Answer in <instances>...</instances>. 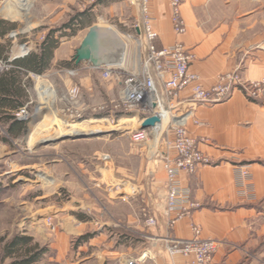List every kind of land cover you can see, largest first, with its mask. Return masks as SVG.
Segmentation results:
<instances>
[{"label":"crops","instance_id":"0c3cea01","mask_svg":"<svg viewBox=\"0 0 264 264\" xmlns=\"http://www.w3.org/2000/svg\"><path fill=\"white\" fill-rule=\"evenodd\" d=\"M36 1L26 0L29 11L26 8L23 13L0 10V21L16 23L11 30L5 27L4 22L1 23L2 30H6L0 31V116L13 115L19 107L24 106L32 87L36 90L34 75L42 74L31 70L27 66L28 61H23L25 57H15L20 52V45L27 41L31 51L39 53L38 44L34 41L39 22L32 18ZM77 1L61 0L55 6L68 11ZM83 10L80 9L81 12ZM151 11L154 29L159 32L157 45L169 46L177 41L186 45L194 55L190 69L200 76L206 88L214 86L222 74L237 66L241 67L246 80L255 81L264 77V0H183L182 16L186 23L183 35L173 30L172 8L168 0H151ZM85 12L95 13L99 19H116L126 26L119 33L125 38L128 36L129 47L126 43V48L122 45L119 33L106 27L111 30L108 35L110 46L102 49V55L129 66L133 53L130 46L135 47L136 42L132 36L137 35L135 25L140 21L138 7L128 0H96ZM24 14L31 19V23L24 21ZM95 23L85 21L83 29L75 35L61 38L63 40L55 48L51 63V69L56 68L57 75L62 77L65 69L77 65L84 70L83 77L87 75L85 72L94 70L93 62L84 60L77 64L74 56L78 49L76 43H79L78 47L81 45ZM13 31L17 32L15 36H11ZM114 35L117 38L111 39ZM41 88L43 102L39 106V117L44 112L41 111L42 105H51L55 100L54 92L48 85H41ZM190 94L191 88L187 87L181 93V98ZM51 113L42 120L44 132L41 136L45 140L77 134L78 123L91 125L92 128L93 124H104L95 123L99 118H92L91 114L85 121L69 122L54 110ZM194 117L201 125L191 120L189 131L196 138L203 139L199 146L212 160L193 174H182L183 183L192 189V201L197 205L191 207L190 212L173 229H168L165 214L167 176L160 154H156L151 147L147 157L146 174L149 181L144 202L159 221L158 226L151 227V234L157 238H149L128 248L126 253L137 258L143 256L146 264H187L186 257L171 258L165 243L169 236L189 239L194 235L192 227L195 224L200 227L203 238L220 241V250L214 255L212 264H264V99L251 101L241 91H235L215 105L199 106ZM90 157L99 158L98 155ZM236 167H243L252 174L251 181L247 182H251L253 192L237 185ZM127 213L131 223H140V227L144 228L139 207L129 209ZM123 252L118 248L108 251V254L113 253L121 261Z\"/></svg>","mask_w":264,"mask_h":264},{"label":"rangeland","instance_id":"374dc122","mask_svg":"<svg viewBox=\"0 0 264 264\" xmlns=\"http://www.w3.org/2000/svg\"><path fill=\"white\" fill-rule=\"evenodd\" d=\"M60 2L36 1L32 18L39 22L34 34L38 45L51 31L56 37L65 38L63 35L69 30L60 27L80 9L89 10L96 1L79 0L68 11L55 6ZM26 8L29 11L26 0H0V10L23 13ZM85 13L86 22L96 21L117 34L125 30L126 26L116 19H99L95 13ZM25 20L31 23L26 15ZM75 29L79 31V23ZM118 35L122 45L129 47L128 36ZM130 47L132 63L137 48ZM50 69L41 74L40 80L36 79V90H30L28 115L21 119L26 125L21 135L13 138L3 126L0 129V264L23 259H36L32 264H119L118 258L108 251L119 248L124 250L123 257L132 258L126 253L128 248L157 238L142 217L143 229L140 223L127 219L129 209L139 207L142 214L144 208H150L144 201L152 142H133L132 132L139 127L136 112L131 110L129 116L112 111L118 91L114 81L105 79L101 70L85 72L83 77L82 69L75 77L66 73L60 77L56 68ZM72 83L81 86L75 102L69 100ZM41 85L50 87L55 100L51 105H42L44 112L39 117ZM51 110L69 122L83 121L86 114L92 118L102 116L115 127L104 123L93 124L92 128L78 123L79 134L45 140L41 136L42 120L52 114ZM101 122L105 121L95 123Z\"/></svg>","mask_w":264,"mask_h":264},{"label":"built area","instance_id":"2783aa9c","mask_svg":"<svg viewBox=\"0 0 264 264\" xmlns=\"http://www.w3.org/2000/svg\"><path fill=\"white\" fill-rule=\"evenodd\" d=\"M96 1V0H93ZM172 8L173 30L178 35L186 32V23L182 16L183 0H168ZM139 9L140 21L135 25L138 32L132 36L136 40L137 51L133 62L126 66L125 62L92 65V69L101 70L105 79L114 81L118 96L113 102L112 111L129 112L135 110L140 120V126L133 130L132 140L135 144L144 145L152 142L153 151L160 154L167 176L165 214L168 219V229H173L176 223L197 205L192 201V189L182 180V174H193L203 164L212 160L199 144L202 140L189 131V122L196 120L195 112L201 105H215L227 99L233 92L241 91L251 101L264 99V77L251 81L246 80L241 67L222 74L214 86L206 88L200 81V76L191 71L194 55L183 43L177 41L169 46H158L156 41L159 32L154 29L151 0H128ZM16 31L11 32L15 36ZM31 51V45H20V52L15 57H26ZM75 60V59H74ZM76 62V61H75ZM80 64V63H77ZM80 66L65 69L70 77L81 72ZM40 80L41 75H34ZM187 87L191 94L181 98V93ZM81 86L70 84L68 89L70 102L78 100ZM155 94V100L152 96ZM19 120L28 115V103L15 112ZM154 116L157 122L154 126L144 127L143 121ZM155 147V148H154ZM235 179L239 187L253 192L252 174L243 167L235 168ZM143 220L146 226L156 227L159 224L151 208L143 209ZM194 235L189 239L167 237L166 248L171 258L183 256L187 264H212L214 255L220 250V241L203 238L198 225H193ZM119 264H146L143 256L122 258Z\"/></svg>","mask_w":264,"mask_h":264},{"label":"trees","instance_id":"16d2710c","mask_svg":"<svg viewBox=\"0 0 264 264\" xmlns=\"http://www.w3.org/2000/svg\"><path fill=\"white\" fill-rule=\"evenodd\" d=\"M85 14V11L77 13L76 16L72 17L68 23H65L62 27H60L62 30H69L68 33H64L63 36H69V35H75L77 33V30L75 29L76 23H79L80 29H83L85 26V20L83 19V15ZM5 23V27L7 26L9 30L16 27V23L14 22H6V21H0V31L1 23ZM79 29V30H80ZM62 36V35H61ZM60 36V37H61ZM60 37H56L53 35V32H49L46 34V37L40 42L38 45L39 53H34L31 51L28 55H26L25 58H23V61H28L27 66L31 70H35L36 73H44L47 70H49L52 67V59L54 56L55 48L59 45L61 39ZM34 63V64H33ZM1 85V80H0ZM61 120V119H60ZM4 127L6 130V133L10 137H19L22 133V131L25 129V122L22 120H19L15 117V115H2L0 116V129L1 127ZM36 259L32 260H20L18 262H14L12 264H32Z\"/></svg>","mask_w":264,"mask_h":264},{"label":"water","instance_id":"95a60500","mask_svg":"<svg viewBox=\"0 0 264 264\" xmlns=\"http://www.w3.org/2000/svg\"><path fill=\"white\" fill-rule=\"evenodd\" d=\"M109 34H111L110 29L101 27L99 24L92 25L74 56L76 63L84 60L91 61L95 65L112 63L111 58L102 55V49L104 50L110 43ZM152 98L155 100V94H153ZM156 122L157 118L149 116L143 121L141 127L154 126Z\"/></svg>","mask_w":264,"mask_h":264},{"label":"bare ground","instance_id":"6f19581e","mask_svg":"<svg viewBox=\"0 0 264 264\" xmlns=\"http://www.w3.org/2000/svg\"><path fill=\"white\" fill-rule=\"evenodd\" d=\"M115 36H116V35H114V37L111 38V39H114ZM110 37H111V36H110ZM116 38H117V36H116ZM116 38H115V39H116ZM115 41H116V40H115ZM119 42H120V41H119ZM87 115H90V114H86V116L84 117L83 121H85ZM129 115H132V114H129ZM133 115H134V114H133ZM100 120H104V121H105L104 123L109 124V126L115 127V126L111 125L113 122H111V120H108L107 118H104V117L101 116V117L99 118V121H100ZM81 122H82V121H81Z\"/></svg>","mask_w":264,"mask_h":264}]
</instances>
